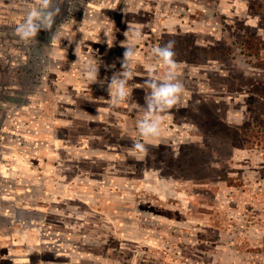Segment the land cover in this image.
I'll return each instance as SVG.
<instances>
[{"label": "rangeland", "instance_id": "1", "mask_svg": "<svg viewBox=\"0 0 264 264\" xmlns=\"http://www.w3.org/2000/svg\"><path fill=\"white\" fill-rule=\"evenodd\" d=\"M53 4L60 11L49 37L38 33L37 55H0L2 66L33 62L35 72L18 96L23 102L0 99V172L10 180L32 176L38 193L20 202V187L0 182V212L15 202L37 208L38 222L51 226L39 238L47 264H264V140L255 95L264 81V0ZM17 14L14 24L27 12ZM135 29L139 41L131 39ZM125 32L136 48L130 95L114 105L84 66L99 61L100 80L121 71ZM168 41L184 91L164 114L161 136L144 141L136 123L147 68L157 63L151 50ZM19 67H10L7 88L21 86L26 66ZM164 72L161 64L154 74ZM137 140L148 146L143 159L131 153ZM13 222L0 215L4 251Z\"/></svg>", "mask_w": 264, "mask_h": 264}, {"label": "clouds", "instance_id": "2", "mask_svg": "<svg viewBox=\"0 0 264 264\" xmlns=\"http://www.w3.org/2000/svg\"><path fill=\"white\" fill-rule=\"evenodd\" d=\"M37 7L31 8L23 21L15 28V34L25 44L36 39L41 30L51 31L56 22V16L60 9L54 7L53 0H37ZM125 52L121 61L122 70L114 72L110 79H99L100 62H89L84 66V75L92 83H98L101 87L107 86L110 99L114 105L126 101L130 95L128 81L132 79L130 65L136 55L134 43L129 42L128 32H125ZM142 33L139 29L131 30V39L139 41ZM152 55L156 64L147 68L148 76L144 80V87L148 90L144 97L142 116L138 119L136 127L144 141L157 139L161 136L164 123V114L175 107L183 94L184 85L178 75V62L175 59L174 41H168L164 45L152 48ZM163 65L165 72L162 77H156L157 65ZM144 141H134L131 153L137 159H143L148 152V146Z\"/></svg>", "mask_w": 264, "mask_h": 264}, {"label": "crops", "instance_id": "3", "mask_svg": "<svg viewBox=\"0 0 264 264\" xmlns=\"http://www.w3.org/2000/svg\"><path fill=\"white\" fill-rule=\"evenodd\" d=\"M230 7L232 6L231 2ZM239 3V2H236ZM228 8V7H227ZM39 36V35H38ZM42 37V36H41ZM21 166H23L21 164ZM32 176L25 175V177H21L20 180H10L6 177L2 176L0 172V182L1 183H14L15 185H18L20 187V190L15 191L14 198L15 200H19L20 202L23 201V199H37L38 196L36 193V190L33 189L32 184ZM27 184V185H26ZM25 188L30 187L32 189L30 190H23ZM176 191V189H172ZM169 196L170 193H167ZM187 197V194H184L183 196H180L181 199ZM1 199V198H0ZM5 202V201H2ZM37 204V203H36ZM12 209L9 212H0V215H4V213H8V215L11 216V219L14 221L13 224L15 227V235L14 240L10 245H7V249L4 251L3 249L6 246L7 241L3 239V234H0V261L3 262L5 258L9 257L11 259L17 260V264H47L49 262L46 259L42 258V251H38L39 246H41V241L39 240L40 236L42 237V234L46 233L45 231H48L51 227L50 224L47 222L39 223V212L34 208L31 210L24 209L22 206H18L15 202L13 205H11ZM37 207V206H36ZM3 213V214H2ZM30 214L29 218H23L22 214ZM170 223L177 222L173 219H169ZM0 226H2V223H0ZM20 227V228H18ZM50 263V262H49Z\"/></svg>", "mask_w": 264, "mask_h": 264}, {"label": "flooded vegetation", "instance_id": "4", "mask_svg": "<svg viewBox=\"0 0 264 264\" xmlns=\"http://www.w3.org/2000/svg\"><path fill=\"white\" fill-rule=\"evenodd\" d=\"M14 3H15L14 5L12 4L5 5V4L0 3V14H1L0 15V55H4V61L8 60L6 55H17V56L37 55L38 49H39V41H36V39L39 38L38 35L36 39L32 40L28 44H25L24 42L20 41L19 38L15 34V28L18 24L12 23L13 18H18V16H13L12 15L13 13L17 14V13H22L23 11L28 12L31 8L38 6L37 0H30V1L21 0L18 2H14ZM21 17L25 18V16H21ZM41 33L49 37V35L52 33V30L50 32L41 30ZM32 63L33 62L19 63L13 60V61H10L8 65L2 66L1 61H0V99L1 100H6V102L13 100L16 103L23 102L21 97H18L19 94H22L23 92H25L26 90L24 89H27L28 86H30L29 83L35 80L33 78V75L35 74V72H34V66ZM23 65H25L26 68L24 72H21L22 75L19 76L20 80L22 78L21 80L22 82L20 84L21 86L15 89L7 88L8 84L11 82L10 81V77H11L10 67L20 66L19 69H21V66ZM9 87H14V86H9ZM8 89L10 90L7 91ZM18 89L20 92L17 91Z\"/></svg>", "mask_w": 264, "mask_h": 264}, {"label": "trees", "instance_id": "5", "mask_svg": "<svg viewBox=\"0 0 264 264\" xmlns=\"http://www.w3.org/2000/svg\"><path fill=\"white\" fill-rule=\"evenodd\" d=\"M257 44H250L248 48L255 49L257 52V49H260L259 46L257 48ZM264 81L260 83V86L258 88V91L256 90V94L258 95V105L256 106V111L258 110V141L264 140ZM255 111V112H256Z\"/></svg>", "mask_w": 264, "mask_h": 264}]
</instances>
